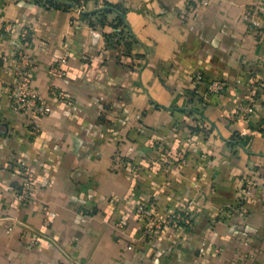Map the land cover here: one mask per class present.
Here are the masks:
<instances>
[{
    "label": "crops",
    "instance_id": "0c3cea01",
    "mask_svg": "<svg viewBox=\"0 0 264 264\" xmlns=\"http://www.w3.org/2000/svg\"><path fill=\"white\" fill-rule=\"evenodd\" d=\"M52 1L0 0V264H264V88L237 117L264 81L245 18L264 0ZM26 29L52 108L35 139L9 103ZM142 207L191 224L148 241Z\"/></svg>",
    "mask_w": 264,
    "mask_h": 264
},
{
    "label": "built area",
    "instance_id": "2783aa9c",
    "mask_svg": "<svg viewBox=\"0 0 264 264\" xmlns=\"http://www.w3.org/2000/svg\"><path fill=\"white\" fill-rule=\"evenodd\" d=\"M261 10L254 7H249L246 10L245 18L249 22V26L253 34L261 39L264 37V21L261 19ZM21 47L17 53L18 61L15 69V78L10 86L9 103L13 112L25 116L32 136L34 139L38 137L43 128L44 121L50 115L52 108L48 99L39 91L33 88L31 79V59L28 53V47L32 40V34L29 30H24L21 33ZM207 80L202 72H196L193 76V83L197 89L207 84ZM228 85L226 80H214L209 82V91L220 92L223 91ZM250 93L247 97L246 103L242 104L239 110L238 120L242 119L245 113L250 111L251 105L255 103L260 91L264 88V81H256L250 87ZM50 93L53 97L60 100H67L68 95L66 91L57 86L50 88ZM180 158L184 159L183 154ZM18 171L20 181L18 183L19 198L22 203L31 200L32 193L35 190V175L34 172L26 165L20 164ZM251 187L249 179H244L243 185L240 189L241 197L244 199L245 195ZM241 198V199H242ZM240 201L239 203H241ZM139 216L146 224L143 228V234L148 241L157 237L163 231L178 228L181 225H190L191 216L189 211L184 208L174 211L168 215L167 218L162 219L158 215H152L149 210L144 207L140 208Z\"/></svg>",
    "mask_w": 264,
    "mask_h": 264
},
{
    "label": "trees",
    "instance_id": "16d2710c",
    "mask_svg": "<svg viewBox=\"0 0 264 264\" xmlns=\"http://www.w3.org/2000/svg\"><path fill=\"white\" fill-rule=\"evenodd\" d=\"M56 2H57V1H55V0L52 1L53 4L56 3ZM206 80H207V79H206Z\"/></svg>",
    "mask_w": 264,
    "mask_h": 264
}]
</instances>
